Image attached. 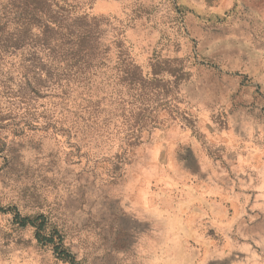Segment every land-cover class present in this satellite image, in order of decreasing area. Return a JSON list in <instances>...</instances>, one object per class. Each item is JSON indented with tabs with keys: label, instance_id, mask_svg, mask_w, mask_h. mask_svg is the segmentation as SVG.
Listing matches in <instances>:
<instances>
[{
	"label": "rangeland",
	"instance_id": "rangeland-1",
	"mask_svg": "<svg viewBox=\"0 0 264 264\" xmlns=\"http://www.w3.org/2000/svg\"><path fill=\"white\" fill-rule=\"evenodd\" d=\"M0 207V264H264V0H0Z\"/></svg>",
	"mask_w": 264,
	"mask_h": 264
},
{
	"label": "trees",
	"instance_id": "trees-1",
	"mask_svg": "<svg viewBox=\"0 0 264 264\" xmlns=\"http://www.w3.org/2000/svg\"><path fill=\"white\" fill-rule=\"evenodd\" d=\"M42 18L43 17L41 15H39V19L40 20H43V22H44V19H42ZM29 22H30V20H29ZM43 26H45V28H43V31H42L43 34H46L48 31L53 30V28H51L48 25H44L43 24ZM84 45H85V37H81L80 38V47H84ZM132 77H134L135 80H136V77L137 78H141L142 77V72L140 71V68L138 66H136L135 64L133 65V74H132ZM0 210H4V209L0 207ZM8 210L9 211H12V208H9ZM19 221H20L21 225H26L30 220H29V218H22ZM44 224L45 223H42V228L44 227L43 226ZM54 237L55 236H52V235L51 236H48V235H44V234H38V238L40 240H47V242H53L54 243ZM55 245L56 246L58 245V247L56 249L59 250V252H60L59 254L62 253V256H61L62 259H65L66 261H69L71 264H76L75 261H74V259L72 258V256L70 254H68V253H64L63 254V251L60 250L61 249L60 248L61 247V244H55Z\"/></svg>",
	"mask_w": 264,
	"mask_h": 264
}]
</instances>
